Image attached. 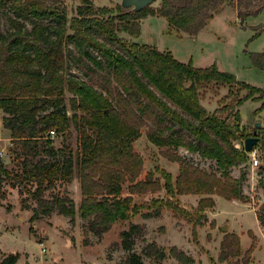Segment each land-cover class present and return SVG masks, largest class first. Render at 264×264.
<instances>
[{
  "label": "trees",
  "instance_id": "obj_1",
  "mask_svg": "<svg viewBox=\"0 0 264 264\" xmlns=\"http://www.w3.org/2000/svg\"><path fill=\"white\" fill-rule=\"evenodd\" d=\"M225 5L234 7L241 21L264 12V0H161L158 8L140 12L82 0L71 17L64 0H0V121L11 132L8 155L13 164L9 167L0 145V206L9 194L6 186L18 191L23 210L32 211L31 223L58 214L73 224L75 200L70 191L57 187L77 178L80 217L88 221L83 227L101 239L118 221L139 213L135 196L162 189L153 172L141 179L144 162L135 143L144 128L150 142L180 164L175 187L179 194L244 201L248 172L234 177L232 168L247 167L251 156L244 145L237 146L243 138L231 116L237 120L235 110L249 100L263 102L255 115L264 110V90L220 71L217 64L197 68L169 51L121 36L138 38L142 19L150 14L195 36ZM252 60L264 70V52L253 54ZM73 68L83 71V78ZM213 85L230 91L224 106L210 112L202 104L201 91ZM74 132L76 150L67 144ZM55 137L63 138L60 147ZM181 148L215 161L217 170L181 157ZM254 150L261 152L264 163V133ZM163 175L173 190L171 177ZM261 181L264 185V176ZM214 205L213 199L200 202L203 208ZM163 206L178 211L171 204ZM163 206L156 208L158 216ZM6 208L12 210L11 205ZM258 219L264 227V204ZM144 235V227L135 223L121 232L126 264H144L134 251ZM236 242L235 254L224 248L223 261L242 254ZM84 243L89 244L87 239ZM174 251L172 257L183 262ZM143 252L158 261L167 258L156 243ZM19 259L20 254H4L0 264H18Z\"/></svg>",
  "mask_w": 264,
  "mask_h": 264
},
{
  "label": "rangeland",
  "instance_id": "obj_2",
  "mask_svg": "<svg viewBox=\"0 0 264 264\" xmlns=\"http://www.w3.org/2000/svg\"><path fill=\"white\" fill-rule=\"evenodd\" d=\"M64 1L70 16H75L82 0ZM91 1L96 7L115 10L122 3V0ZM160 4L161 0H156L148 8L156 9ZM121 36L132 41L128 34ZM135 41L141 45H152L159 50L169 51L178 61L186 64L192 62L197 68H208L217 64L220 71L233 74L239 81L264 90V70L257 68L252 60L253 54L264 52V12L241 21L237 10L227 5L195 36L171 28L164 17L150 14L142 19L141 34ZM74 71L83 78V71ZM229 91L228 86L216 85L202 89L203 106L210 112L222 108ZM245 95L246 91L240 97ZM70 98L71 95L68 94V106ZM230 102L231 100L227 103ZM262 104L263 102L249 100L235 110L237 120L231 116V122L236 125L243 138L237 143L238 147L244 145L246 138L262 137L264 110L255 115ZM222 115L226 117L228 113ZM257 123L261 126L257 127ZM147 131L144 128L142 136L135 143L144 162L141 179H145L148 172H153L155 178L160 180L162 189L156 193L135 196L134 206L139 208L137 215L118 221L109 233L99 239L83 227L88 221H83L79 213L82 198L79 179L57 187L62 192L70 190L72 198L78 202L76 221L71 225L66 217L58 214L48 221L37 220L31 223V213L21 210L20 196L16 190L3 200L4 207L11 205L14 209L16 205V211L12 213L6 208H0V263L4 254L13 253L20 254L18 264H126L128 252L122 248L120 235L131 224L138 223L144 227L145 235L137 239L134 251L142 256L144 264H264V227L258 219V213L264 204V185L261 181L264 176V163L261 152L255 150L260 160L259 167L253 168L250 161L245 165L247 167L243 165L232 168L234 177H240L244 169L248 172L244 184V201H230L219 195L179 194L175 187L180 164L171 161L165 155L166 150H160L150 142ZM0 138L4 159L9 167H13L8 155L11 140H6L11 139V132L4 128L1 121ZM62 142V137H55L57 147ZM67 144L74 150L77 149L75 132ZM179 155L208 171L217 170L215 161L202 159L185 148L179 150ZM164 173L171 177L173 190L166 187ZM77 184H80L79 189ZM128 188L129 184H126V194ZM5 189L10 190L6 186ZM77 190H80L79 193ZM203 199H213L215 205L200 207ZM164 204H171L178 211L175 212L163 206ZM161 206V214L158 216L156 208ZM222 226L227 227V232L222 230ZM84 239H87L88 245L84 243ZM236 239L241 243L242 254L223 261L221 255L224 248L228 254H235ZM42 243L44 246H41ZM152 243H156L167 253L165 260L158 261L144 254L143 250ZM43 247L46 248L45 252ZM175 249L183 262L172 257L171 253Z\"/></svg>",
  "mask_w": 264,
  "mask_h": 264
},
{
  "label": "water",
  "instance_id": "obj_3",
  "mask_svg": "<svg viewBox=\"0 0 264 264\" xmlns=\"http://www.w3.org/2000/svg\"><path fill=\"white\" fill-rule=\"evenodd\" d=\"M156 0H122L121 6L124 10L129 11H135V12H140L147 7H151ZM257 127H260L261 124L257 123ZM260 138L257 137H249L245 140L244 147L246 152H252L256 145L259 143ZM222 230L224 232H227V227L222 226Z\"/></svg>",
  "mask_w": 264,
  "mask_h": 264
},
{
  "label": "crops",
  "instance_id": "obj_4",
  "mask_svg": "<svg viewBox=\"0 0 264 264\" xmlns=\"http://www.w3.org/2000/svg\"><path fill=\"white\" fill-rule=\"evenodd\" d=\"M226 6H227V5H225L224 8H225ZM127 37H129V36H127ZM129 39H132V41L136 42V41H135V38H130V37H129ZM137 43H138V42H137ZM151 46H152V45H151ZM161 51H162V50H161ZM164 52H166V51H164ZM216 109H217V107L214 109V111H215ZM6 140H7V141H10L11 139L9 138V139H6ZM10 142H11V141H10ZM9 162H10V161H9ZM77 185H78V189H79V187H80L79 185H80V184H77ZM8 188H9V187H8ZM9 189H10V190H9V194H8V196L11 195L13 192L16 191L15 189H11V188H9ZM69 191H70V190H69ZM79 191H80V190H77L78 193H79ZM70 193H71V191H70ZM71 196H72V195H71ZM79 198H80V195H79ZM81 200H82V198H81ZM75 203H78V202L76 201ZM76 205H77V204H76ZM0 208H6V207H4V206H0ZM6 209H7V208H6ZM16 209H17V208H16V205H15V206H14V209H13V207H12V210L9 211V212H12V213H13L14 211H16ZM21 210H22V208H21ZM22 211L30 212V213H31V217H32V215H33L32 211H30V210H22ZM21 215H22V214H21ZM54 215H55V214H54ZM54 215H53V216H54ZM53 216H52V217H53ZM59 216H61V215H59ZM31 217H30V219H31ZM52 217H50V218H44V219H40V220L48 221V220L51 219ZM62 217H64V216H62ZM21 219L24 220V217L21 216ZM46 219H47V220H46ZM67 219H68V223H69V225H71L72 223L70 222V219H69V218H67ZM29 221H30V220H29ZM36 221H37V220H36ZM34 222H35V221H34ZM34 222H33V223H34ZM135 224H138V223H135ZM127 229H128V228H127ZM124 230H126V229H124ZM82 239H83V238H82ZM82 241H83V240H82Z\"/></svg>",
  "mask_w": 264,
  "mask_h": 264
},
{
  "label": "built area",
  "instance_id": "obj_5",
  "mask_svg": "<svg viewBox=\"0 0 264 264\" xmlns=\"http://www.w3.org/2000/svg\"><path fill=\"white\" fill-rule=\"evenodd\" d=\"M52 134H54V132H52ZM250 156H251V165L253 168H257L260 165V160L257 157V152L254 150L252 152H250ZM41 246H44V244L42 243ZM43 251H46V248L43 247Z\"/></svg>",
  "mask_w": 264,
  "mask_h": 264
}]
</instances>
